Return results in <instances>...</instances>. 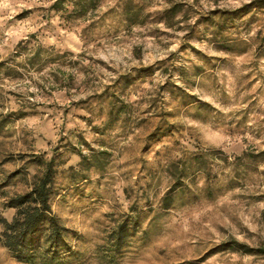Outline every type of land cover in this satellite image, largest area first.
<instances>
[{
    "label": "rangeland",
    "instance_id": "rangeland-1",
    "mask_svg": "<svg viewBox=\"0 0 264 264\" xmlns=\"http://www.w3.org/2000/svg\"><path fill=\"white\" fill-rule=\"evenodd\" d=\"M54 1L0 0V236L9 198L53 160L63 264H264L232 247L264 246V1L97 0L77 19ZM203 152L195 199L162 209L169 162ZM0 264L39 263L0 241Z\"/></svg>",
    "mask_w": 264,
    "mask_h": 264
},
{
    "label": "trees",
    "instance_id": "trees-1",
    "mask_svg": "<svg viewBox=\"0 0 264 264\" xmlns=\"http://www.w3.org/2000/svg\"><path fill=\"white\" fill-rule=\"evenodd\" d=\"M264 0H259L262 2ZM97 0H55L50 6L55 12L68 13V5L72 6L69 16L72 19L81 18L87 10L96 6ZM124 11L125 20L129 24H138L139 15L142 8L140 6H130ZM175 8H170L167 13H175ZM39 52L36 50L31 59L36 58ZM30 60V59H29ZM5 64L0 62V69ZM6 68V67H5ZM114 107L111 103V111ZM126 105L121 103L118 114L125 112ZM156 128L148 135L147 139H158L163 136ZM213 155L211 152L194 153L171 160L168 169L173 178V182L161 198L160 207L164 210L170 209L180 197L188 196L195 199L190 194L191 190L185 183L190 177L196 175H209L210 166L208 158ZM243 155H247L246 152ZM241 157H236L239 160ZM80 165L85 163L84 156H81ZM41 163V162H40ZM71 170L72 168L69 167ZM86 170V169H85ZM57 170L54 167L53 160L45 163L44 170L38 176H35L32 187L23 194H16L9 198L7 206L15 209V214L11 220H1L3 230L0 241L2 245L13 255L15 259L23 263L39 264H63V261L73 256L75 251L68 244L66 234L69 232L59 222V219L52 211V201L57 192L54 187ZM207 196L211 197L210 187L205 188ZM137 231V220L129 223V220H123L119 223L112 233L114 253L120 252L125 246L127 239L133 236ZM235 245V246H234ZM232 247L242 250L245 253L264 256V246L257 248H246L243 244L235 243Z\"/></svg>",
    "mask_w": 264,
    "mask_h": 264
}]
</instances>
